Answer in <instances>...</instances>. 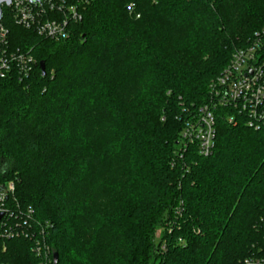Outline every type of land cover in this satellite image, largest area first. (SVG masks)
Returning a JSON list of instances; mask_svg holds the SVG:
<instances>
[{
    "label": "trees",
    "instance_id": "trees-1",
    "mask_svg": "<svg viewBox=\"0 0 264 264\" xmlns=\"http://www.w3.org/2000/svg\"><path fill=\"white\" fill-rule=\"evenodd\" d=\"M80 12L53 40L3 5L9 49L35 59L28 75L0 80L10 207L35 210L31 232L44 229L59 264L264 255V124L217 107L210 155L181 138L237 51L257 45L264 69V0H84ZM33 244L0 237V264H37Z\"/></svg>",
    "mask_w": 264,
    "mask_h": 264
},
{
    "label": "built area",
    "instance_id": "built-area-1",
    "mask_svg": "<svg viewBox=\"0 0 264 264\" xmlns=\"http://www.w3.org/2000/svg\"><path fill=\"white\" fill-rule=\"evenodd\" d=\"M84 0L68 4L66 0H12L10 7L18 25L33 29L39 35L53 40L67 39L70 34V22L82 19L80 6ZM134 4L128 9L134 12ZM63 11V17L47 16L48 12ZM139 18L140 14H136ZM9 31L0 22V80L15 71L20 76L28 75L35 63L30 54L10 50L8 47ZM226 107L233 111L239 110L249 114V124L260 126L264 124V69L257 59V45L237 51L231 63L213 83L212 98L209 103L200 107L182 131L183 144H198L201 155L208 156L213 152L216 126L215 108ZM230 123L236 124L235 114L228 115ZM0 237L3 239L20 237L33 240L32 251L37 257V264H54L53 252L43 240L36 235L34 224L35 210L31 207L23 209L19 204L15 210L10 205L16 186L13 182L0 183ZM26 219L21 221L19 216ZM41 236V237H40ZM41 238V239H40ZM1 264H12L2 262ZM235 264H264V255H250Z\"/></svg>",
    "mask_w": 264,
    "mask_h": 264
},
{
    "label": "water",
    "instance_id": "water-1",
    "mask_svg": "<svg viewBox=\"0 0 264 264\" xmlns=\"http://www.w3.org/2000/svg\"><path fill=\"white\" fill-rule=\"evenodd\" d=\"M32 1H39V0H32ZM11 4H12V0H0V22L3 19V5L10 6ZM42 69H43V71L45 73L46 71H45L44 63H42ZM0 190H1V188H0ZM1 217H2V214L0 215V218ZM53 259H54V264H59V255H58V253H54Z\"/></svg>",
    "mask_w": 264,
    "mask_h": 264
},
{
    "label": "rangeland",
    "instance_id": "rangeland-1",
    "mask_svg": "<svg viewBox=\"0 0 264 264\" xmlns=\"http://www.w3.org/2000/svg\"><path fill=\"white\" fill-rule=\"evenodd\" d=\"M244 49H246V48H244ZM241 50V49H240ZM225 70V69H224ZM5 248H6V246H5ZM54 260V259H53Z\"/></svg>",
    "mask_w": 264,
    "mask_h": 264
}]
</instances>
